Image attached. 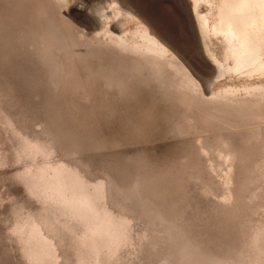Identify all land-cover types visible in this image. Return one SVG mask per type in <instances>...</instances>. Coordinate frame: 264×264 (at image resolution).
<instances>
[{
  "label": "rangeland",
  "instance_id": "1",
  "mask_svg": "<svg viewBox=\"0 0 264 264\" xmlns=\"http://www.w3.org/2000/svg\"><path fill=\"white\" fill-rule=\"evenodd\" d=\"M60 1L55 6L46 0H0V40H6L0 41V264H28L20 244L28 224L49 241L54 264H86L84 248L28 173L56 163L78 168L92 184L109 183V209L132 226L131 245L118 264H264V225L256 234L264 219V197L255 194L261 186L264 195V182L257 181L253 167L257 157L229 176L230 167L216 169L205 156L204 135L190 127L193 120L157 92L140 87L111 98L102 88L86 89L81 64L65 62L53 48L42 51L23 43L19 31L29 20L53 11L94 32V20L86 14L92 16L90 9L105 0ZM118 1L157 31L206 96L256 82L217 77L203 53L190 0ZM211 1L199 3L197 12H209ZM210 42L220 57L221 39ZM6 122L48 143L53 151L47 163L20 160L19 141ZM21 227L20 236L13 232Z\"/></svg>",
  "mask_w": 264,
  "mask_h": 264
},
{
  "label": "bare ground",
  "instance_id": "2",
  "mask_svg": "<svg viewBox=\"0 0 264 264\" xmlns=\"http://www.w3.org/2000/svg\"><path fill=\"white\" fill-rule=\"evenodd\" d=\"M190 1L203 53L217 77L229 75L256 82H245L240 87L206 96L168 43L131 7L118 0H105L90 7L92 16L86 17L94 20L92 26L96 28L91 34L53 11L42 20H29L19 35L32 48L42 51L53 48L65 62L81 64L86 89L102 88L111 98L126 97L140 87L157 92L172 109L193 120L190 127L204 135L202 149L216 169L227 165L231 168L230 176L235 172L233 168H240L255 156L257 181L264 182V0H213L206 14L198 13L197 7L207 0ZM46 2L61 5L60 0ZM132 25L136 27L129 30ZM125 27L126 30H121ZM211 38L222 41L220 57L210 47ZM5 126L19 141L16 140L19 147L15 150L20 160L32 164L40 158L47 163L53 151L48 143L15 131L7 122ZM58 165L47 164L31 174L28 172L38 193L74 233L84 248L86 264H118L121 253L131 245L132 226L125 216H116L109 209L105 194L109 183L92 184L75 166ZM255 190L262 199L263 188ZM263 220L259 222L258 235ZM36 227L26 225V238L20 243L28 257L25 259L31 264H54L51 245ZM13 232L20 236L22 227Z\"/></svg>",
  "mask_w": 264,
  "mask_h": 264
}]
</instances>
